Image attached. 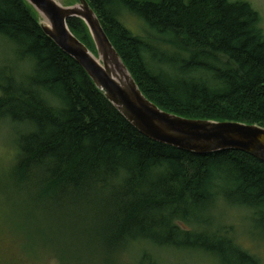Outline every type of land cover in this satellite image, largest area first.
<instances>
[{"label": "trees", "instance_id": "trees-1", "mask_svg": "<svg viewBox=\"0 0 264 264\" xmlns=\"http://www.w3.org/2000/svg\"><path fill=\"white\" fill-rule=\"evenodd\" d=\"M87 1L161 109L264 128V28L249 2ZM125 12L146 35L125 26ZM39 20L27 1L0 0V43L13 55L0 66V123L14 128L15 187L30 190L38 208L91 207L106 264H122L123 254V264H163L169 250L217 264H263L217 223L215 211L247 212L244 222L264 244V163L233 150L201 156L145 137ZM68 24L96 53L85 22Z\"/></svg>", "mask_w": 264, "mask_h": 264}, {"label": "rangeland", "instance_id": "rangeland-1", "mask_svg": "<svg viewBox=\"0 0 264 264\" xmlns=\"http://www.w3.org/2000/svg\"><path fill=\"white\" fill-rule=\"evenodd\" d=\"M57 1L64 6L76 2ZM240 1L249 2L260 13L264 28V0ZM122 19L134 34L146 35L138 18L125 12ZM12 58L11 49L0 43V66ZM17 155L13 126L0 123V264H106L107 255L98 239L92 208L53 211L35 207L30 202V190H18L11 180ZM215 213L217 223L237 236L238 243L264 264V244L254 235L251 224L244 222L247 212L221 206ZM160 260L163 264H217L200 253L173 250L160 255ZM122 261H128L124 254L123 264Z\"/></svg>", "mask_w": 264, "mask_h": 264}, {"label": "water", "instance_id": "water-1", "mask_svg": "<svg viewBox=\"0 0 264 264\" xmlns=\"http://www.w3.org/2000/svg\"><path fill=\"white\" fill-rule=\"evenodd\" d=\"M40 15L44 33L80 64L98 91L145 137L186 152L209 155L240 151L264 163V128L237 122L193 120L161 109L140 89L87 0L69 6L57 0H25ZM87 25L96 53L79 40L69 20Z\"/></svg>", "mask_w": 264, "mask_h": 264}]
</instances>
